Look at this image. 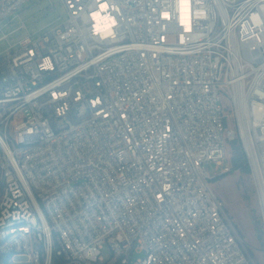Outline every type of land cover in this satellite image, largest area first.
<instances>
[{
	"label": "built area",
	"instance_id": "built-area-1",
	"mask_svg": "<svg viewBox=\"0 0 264 264\" xmlns=\"http://www.w3.org/2000/svg\"><path fill=\"white\" fill-rule=\"evenodd\" d=\"M61 1L0 57V264H260L211 182L237 137L264 225V0Z\"/></svg>",
	"mask_w": 264,
	"mask_h": 264
},
{
	"label": "rangeland",
	"instance_id": "rangeland-1",
	"mask_svg": "<svg viewBox=\"0 0 264 264\" xmlns=\"http://www.w3.org/2000/svg\"><path fill=\"white\" fill-rule=\"evenodd\" d=\"M67 12L61 0H27L19 9L4 17L0 21V36L9 34L7 39L0 40V57L5 54L10 45H16L24 36L42 34L62 24L66 19ZM24 22L26 28H20ZM225 112L224 123L227 127H235L231 104L226 98H222ZM237 138V137H236ZM231 141H228L230 145ZM230 157V149L227 148ZM223 166L230 165L223 160ZM212 173H220L221 166L212 164ZM211 186L220 197L223 205L235 224L240 235L249 246V250L255 260L264 264V225H262L258 210V196L250 173L239 171L229 172L225 177L214 179ZM102 256L110 258V248L105 244ZM143 256V253H133L132 259ZM25 256H16V263L28 264Z\"/></svg>",
	"mask_w": 264,
	"mask_h": 264
},
{
	"label": "trees",
	"instance_id": "trees-1",
	"mask_svg": "<svg viewBox=\"0 0 264 264\" xmlns=\"http://www.w3.org/2000/svg\"><path fill=\"white\" fill-rule=\"evenodd\" d=\"M228 148L230 149V157H227L230 163L229 172L239 171L241 173H249L248 161L240 140L238 138L233 139L230 145H228ZM229 172L221 174L215 177L214 179H220L222 177H225ZM51 264H68V263L64 260V258L55 256Z\"/></svg>",
	"mask_w": 264,
	"mask_h": 264
},
{
	"label": "water",
	"instance_id": "water-1",
	"mask_svg": "<svg viewBox=\"0 0 264 264\" xmlns=\"http://www.w3.org/2000/svg\"><path fill=\"white\" fill-rule=\"evenodd\" d=\"M214 179V178H213Z\"/></svg>",
	"mask_w": 264,
	"mask_h": 264
}]
</instances>
